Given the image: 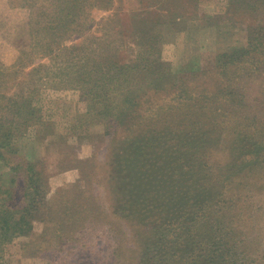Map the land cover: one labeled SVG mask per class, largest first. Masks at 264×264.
<instances>
[{
  "label": "rangeland",
  "instance_id": "1",
  "mask_svg": "<svg viewBox=\"0 0 264 264\" xmlns=\"http://www.w3.org/2000/svg\"><path fill=\"white\" fill-rule=\"evenodd\" d=\"M101 1L0 0V107L27 96L35 113L13 137L19 174L0 163V177L20 193L35 162L45 192L29 212L33 227L3 246L0 264H182L185 250L171 237L183 226L202 252L208 231L233 230L218 264H264V60L253 68L241 62L244 51L261 48L249 40L264 27V3L252 13L255 0H178L184 18L174 20L172 0ZM219 58L241 82L218 79ZM183 80L195 96L204 88L235 97L219 105L234 110V127H249L243 141L217 114L199 135L187 125L165 129L187 112L170 100ZM145 92L159 93L154 113L140 108ZM9 114L0 117L8 122ZM163 138L173 142L161 147ZM209 186L218 188L211 205ZM18 196L19 209L27 208ZM202 252L198 260L209 264Z\"/></svg>",
  "mask_w": 264,
  "mask_h": 264
},
{
  "label": "trees",
  "instance_id": "2",
  "mask_svg": "<svg viewBox=\"0 0 264 264\" xmlns=\"http://www.w3.org/2000/svg\"><path fill=\"white\" fill-rule=\"evenodd\" d=\"M78 1V0H77ZM115 1V0H114ZM199 0L196 1V3ZM105 3L108 4L110 3V5L113 4V0H105ZM179 3L181 5H184L183 2H179L178 0H172V2L170 3V12L172 11L171 15H173L174 20L176 19L175 17H180V18H184V13L182 12V10H180L182 7L179 6ZM195 3V2H194ZM264 3V0H255V8L253 9L252 13H255V11L258 8L262 7V4ZM101 4L104 5V0L101 1ZM78 6V4H74V7ZM100 7L102 8L103 6L100 5ZM179 9V10H177ZM115 17V16H114ZM114 17H109V22H112L115 18ZM133 17V15L131 16V18ZM138 18V16H136ZM170 18V17H169ZM141 22V20H140ZM122 26V25H121ZM124 26V25H123ZM126 26V25H125ZM114 27H116L114 25ZM253 35V36H252ZM118 36L120 38L121 41H124V36H125V32L124 31H120L118 33ZM117 36V38H118ZM261 39L264 40V27H260V28H255L254 30H252V34L250 35V47L253 46V49H258L260 48V50L253 52L252 49L250 48L248 51H244V58L242 59V63H243V68H253L255 67L261 60H264V41L261 42ZM126 40V38H125ZM122 43H126V42H122ZM255 43H257L258 45L254 46ZM111 44V43H110ZM129 44V43H128ZM112 45V44H111ZM110 45V47H111ZM71 47H69L70 50ZM113 51H116L115 48L112 47ZM74 52V51H73ZM234 58V54L228 55L226 57L230 58ZM225 57V58H226ZM231 61H234L233 59H231ZM221 58H219V63L217 66V72H216V76L218 77V79H229L231 82L232 80H234L236 78V76L240 75L237 73H231V72H224L227 68L230 67V63L228 62H223L224 58L220 61ZM124 61H128L127 58L124 59ZM117 63L119 64V62L117 61ZM122 64V62H121ZM123 64H129V67L131 66L130 63H123ZM239 65V64H238ZM236 65V67L238 68L239 66ZM122 67V66H120ZM243 77L242 76H238L235 80L241 82V79ZM179 87V89L181 90L180 93H175L172 94L170 96V100L172 101L175 97L176 100L182 102L186 109L187 112L185 114L181 113V115L176 116V114H174L175 116H171L170 118L175 117V119H173V121L167 120L166 122V127L165 129L172 131V133H175L177 131V129H179L181 126L187 125V127L189 128L190 131H194L195 133H197L199 135L200 131L203 130V127H206V123L204 122V120H207L208 123L213 124L214 122V117H216L214 114H217V116L219 115H223L224 116V123H226L229 127L225 128V124H222L224 126V131H228L231 134L236 135V143H238L239 139L241 141L242 138L248 133V131L250 130L249 127H240L239 129H237L236 127L233 126V124L230 122L231 118L229 114H234V110H228L227 108H224L225 111L228 113H224L223 111H221L222 107L221 104L219 105L220 100L219 98L222 97V99H229L233 98L235 99V97L230 93V92H225V93H212V94H207L208 90H205L204 88H202V92L196 94V96L194 94H192L190 92V88L187 86V84H192V81L190 80H183L182 83L181 81L176 83ZM103 87V84H101V86H99L96 89V92L98 90H100ZM208 89V88H207ZM172 90H161V92H167L170 93ZM159 93H151V92H145L142 94V96L140 97V100H144V104L140 105V108L142 109H146V111L149 113H154V106H155V102H154V98H156V96ZM1 95V94H0ZM111 95L108 94L109 97ZM1 97V96H0ZM7 100V104L5 107H0V113H5L7 114V112L9 111L10 114L14 116L13 119L9 120L8 122L4 119H2L0 117V163L2 164V166L6 167L7 169H9L11 172H13L15 175H18L20 172V166L18 165H14L11 161H12V156L17 153V150H15V146L13 144V137L15 136V132H17L21 127H25L27 125H29L31 122H29V120H33V116L35 115L34 112H31L32 109V101L30 97H23L21 99L22 102H19L18 99H13V98H4ZM153 100V101H152ZM110 102H113V100H109ZM235 101H237L235 99ZM139 104V103H138ZM230 107V106H228ZM23 115V116H22ZM24 115H25V121L20 122L22 120V118L24 119ZM183 118L181 120H177L178 117H182ZM226 116H229L228 119H226ZM217 118V117H216ZM4 120V121H3ZM170 122L171 124L167 125V123ZM173 122V123H172ZM130 120H127L125 122V124H129ZM27 124V125H26ZM254 124L251 123V126H253ZM138 127V125L135 123L134 127ZM215 127V126H214ZM213 127V128H214ZM212 128V129H213ZM192 129V130H191ZM199 138V136H198ZM170 141L173 142L172 139H168V140H163L161 141V147H165L167 144L170 143ZM120 142V141H117ZM179 142V141H178ZM148 144L151 145L150 149L154 148L155 143L156 142H146ZM181 144H186L185 140H181ZM123 143L120 142V146H122ZM141 144H138L137 142H134V151L138 148V146ZM233 145V144H232ZM125 148L127 147L124 146ZM143 148V147H140ZM203 150V146L200 144V149L198 152ZM153 151H156V147L154 148ZM158 155V151L157 154ZM130 158H132V153H130L129 155ZM162 157V156H161ZM197 157V155H196ZM188 158H192L191 160H189V162L192 161V163L197 162L199 160V158H195V157H188ZM195 158V159H194ZM155 160H161V158H158V156H156ZM183 160V158H182ZM127 160L125 158H123L122 160V164H126ZM181 163V162H179ZM162 165V164H161ZM170 166L172 165V163L170 164H165L164 168L162 171L166 170V166ZM182 165V164H181ZM36 163L34 162H30L28 163V166L25 170L26 172V179L24 181V185L23 188L21 190L20 193H17V190H14L11 187H6L3 183L4 181L0 180V253L2 252L3 246L11 241H13V239L17 236V235H23L24 233H27L32 227V222H31V216L29 217V212L33 209V211H35L38 207V204L40 203L41 199L43 198V196H45V192L42 189L41 186V175L38 171H36ZM159 169V168H157ZM171 170V169H170ZM192 170V169H190ZM196 170V169H195ZM195 170L193 171H189L190 177L191 179H193V173L195 172ZM181 171H185L188 172L185 168H184V164L183 166H181ZM199 171L200 174V170ZM233 174L235 173L234 169L232 170ZM161 172V169L158 170V173ZM202 173V172H201ZM202 180L206 181V183H211L212 180V176L211 175H206L202 176ZM225 186V180H224V185ZM185 187V186H184ZM216 187V186H215ZM213 186H209L207 192L209 197V200L207 203H210L212 201V198L217 194L218 192V188ZM186 189V188H185ZM18 194L21 195L20 200L24 203H30L27 205V208H23L22 210L19 209V205L20 202L18 203L17 199H18ZM206 203V204H207ZM214 204V202H211L209 205ZM196 217H198V213H196L195 219ZM194 219V220H195ZM161 220V219H160ZM216 227L221 226L220 223L218 222L217 224L213 225ZM220 229L219 228H213L212 233L210 231H208V235H209V240H206V243L208 244L209 248L207 251L202 252L200 250V246L198 247V250H195V246L194 243H196L194 237H193V230L191 226H183V228L181 230H177L173 233L171 240L175 239L177 240V242L175 243V246H180L183 247V249L185 250V259H183L182 264H202L201 259L198 260V256H199V252H202L204 255V258L206 260L205 263H209V264H218V261L220 259L219 257V253L218 251H220V249H222L225 246H222L224 244V241L226 240V238L228 237V233L230 231V233H234L233 230H229L227 229V227H223L221 228V233H217ZM190 237V238H188ZM186 246V248L184 247ZM193 248V251H192ZM189 250V251H188ZM172 254L173 256H175L176 252L174 251V248L172 249ZM223 264H225V262H223Z\"/></svg>",
  "mask_w": 264,
  "mask_h": 264
}]
</instances>
